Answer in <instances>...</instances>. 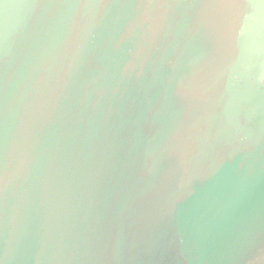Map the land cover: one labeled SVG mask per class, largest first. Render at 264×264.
I'll list each match as a JSON object with an SVG mask.
<instances>
[{
  "label": "water",
  "instance_id": "1",
  "mask_svg": "<svg viewBox=\"0 0 264 264\" xmlns=\"http://www.w3.org/2000/svg\"><path fill=\"white\" fill-rule=\"evenodd\" d=\"M0 264H264V0H0Z\"/></svg>",
  "mask_w": 264,
  "mask_h": 264
}]
</instances>
